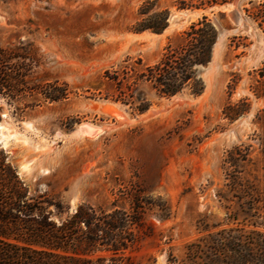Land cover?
<instances>
[{"label": "rangeland", "instance_id": "1", "mask_svg": "<svg viewBox=\"0 0 264 264\" xmlns=\"http://www.w3.org/2000/svg\"><path fill=\"white\" fill-rule=\"evenodd\" d=\"M147 1L156 2L149 14L169 11L162 34L131 31ZM180 1L0 0V48L30 59L17 72L25 82L17 98L0 96V150L31 195L60 202L69 215L83 204L129 212L141 193L138 243L126 253L133 264L240 262L264 241V98L255 97L264 0L183 10ZM203 17L219 39L198 75L201 96L158 98L143 85L134 96L136 106L149 103L143 114L112 100L107 69L126 58L154 65ZM45 90L60 99L46 101ZM241 101L248 111L230 122L225 106Z\"/></svg>", "mask_w": 264, "mask_h": 264}, {"label": "trees", "instance_id": "2", "mask_svg": "<svg viewBox=\"0 0 264 264\" xmlns=\"http://www.w3.org/2000/svg\"><path fill=\"white\" fill-rule=\"evenodd\" d=\"M179 3L181 10L205 9L217 5L218 0H184ZM155 4V1H147L142 5L139 19L131 29L134 34H162L168 28V10L149 14ZM218 39L217 28L203 17L184 32L180 45L169 44L154 65L148 66L140 58L131 63L130 58H126L104 72L103 78L112 92L110 97L114 102L131 105L137 113L143 114L149 109V103L140 100L136 106L134 97L143 85H147L158 98L170 99L184 93L201 96L205 84L197 72L212 62ZM14 50L0 48V96L9 100H15L25 86L23 77L17 72L29 66L26 61L30 60L26 54H15ZM14 60L17 63L11 66ZM259 75L262 80L261 86L255 88L257 99L264 98V65ZM231 82L228 85L230 94L236 83L234 79ZM41 94L51 103L60 99L47 90ZM247 111L246 102L241 101L236 105L228 103L223 114L234 122ZM143 205L141 193H136L131 196L129 212L116 207L104 212L83 204L69 215L68 209H64L60 202L46 195H31L8 155L0 150V264H133L126 253L138 243L133 229L140 231ZM65 214L67 216L63 218ZM255 247L257 256L253 248L250 255L241 257L240 262L231 256L227 264H264V241ZM233 252L236 253V248ZM221 262L218 258L214 264Z\"/></svg>", "mask_w": 264, "mask_h": 264}, {"label": "bare ground", "instance_id": "3", "mask_svg": "<svg viewBox=\"0 0 264 264\" xmlns=\"http://www.w3.org/2000/svg\"><path fill=\"white\" fill-rule=\"evenodd\" d=\"M0 141H3L4 144H7V137L5 138L2 134V132L0 133ZM26 168V167H23V169Z\"/></svg>", "mask_w": 264, "mask_h": 264}, {"label": "water", "instance_id": "4", "mask_svg": "<svg viewBox=\"0 0 264 264\" xmlns=\"http://www.w3.org/2000/svg\"><path fill=\"white\" fill-rule=\"evenodd\" d=\"M235 1V0H234ZM205 71V69L204 68H199V70H198V75H200L202 72H204Z\"/></svg>", "mask_w": 264, "mask_h": 264}]
</instances>
